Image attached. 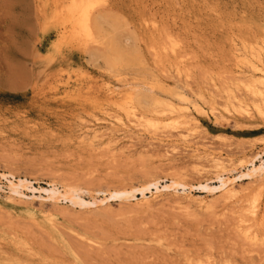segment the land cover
Segmentation results:
<instances>
[{"label": "rangeland", "instance_id": "obj_1", "mask_svg": "<svg viewBox=\"0 0 264 264\" xmlns=\"http://www.w3.org/2000/svg\"><path fill=\"white\" fill-rule=\"evenodd\" d=\"M41 1L0 0V263L264 264V0H90L101 43Z\"/></svg>", "mask_w": 264, "mask_h": 264}, {"label": "bare ground", "instance_id": "obj_2", "mask_svg": "<svg viewBox=\"0 0 264 264\" xmlns=\"http://www.w3.org/2000/svg\"><path fill=\"white\" fill-rule=\"evenodd\" d=\"M39 1V0H38ZM41 1V0H40ZM58 2L60 1V0H57ZM62 1V0H61ZM71 1V0H70ZM87 1L88 0H86V2H85V0H73V3L71 4V6H72V9H73V11L70 9V8H68L67 10H65V11H67V13L69 14V12H68V10L70 11L71 10V12H73L75 15H77V17L78 18H76L75 20H77L78 19V21H77V23H78V25H77V23H76V21L74 22V23H76V24H73V25H76V26H78L80 29H81V31H83V33L86 35L85 37H87L88 38V40H91V41H93V42H96V43H101L102 41H105V39L106 38H108V36L106 37V36H104L103 37V35L100 33L101 32V26H102V21L101 20H99V19H102V18H104L102 15H100V16H98L99 17V21H97L96 19L94 20V18H96L97 17V15H96V17H94V18H92V16L90 15L91 13H88L87 11H88V5H90V0L88 1L89 2V4L87 3ZM96 1V0H95ZM41 2H43V1H41ZM54 2H56V1H54ZM65 2H67L66 0H65ZM72 2V1H71ZM63 3V2H62ZM84 3H87V5L85 4V6H84ZM60 4H61V2H60ZM92 4V3H91ZM97 4V3H96ZM70 5V4H69ZM58 6H59V3H58ZM57 6V7H58ZM68 6V5H67ZM87 6V7H86ZM43 7V5L41 6V8ZM57 7H54V8H56L57 9V12H59V13H62V10L64 9V6L62 7L63 9L60 11V10H58L59 8H57ZM69 7V6H68ZM86 7V8H85ZM90 8H91V6H90ZM92 10H93V8H92ZM91 10V11H92ZM40 11V10H39ZM41 11H44L43 10V8H42V10ZM96 13V12H95ZM42 14H43V12H42ZM57 15H58V13H56ZM64 14V12L62 13V15ZM97 14H99V13H97ZM100 14H103V13H100ZM44 15V14H43ZM57 15H55V16H57ZM104 15H106V14H104ZM45 16V15H44ZM65 16V15H64ZM73 16V14L72 15H70V17H72ZM95 16V15H94ZM73 20V19H72ZM110 20V19H109ZM108 20V21H109ZM101 24V25H100ZM115 23H113V25H112V27L111 28H114V27H116L115 25H114ZM106 26V25H105ZM109 27V28H110ZM101 29V30H100ZM107 29V31H108V27L107 28H105V30ZM117 29H119L118 27H117ZM100 30V31H99ZM114 30H116V28L114 29ZM75 31V30H74ZM77 32H78V30H77ZM106 32V31H105ZM112 32V31H111ZM110 32V33H111ZM99 33V34H98ZM107 33V32H106ZM119 33V32H118ZM105 34V33H104ZM108 34V33H107ZM114 33H112V35H113ZM81 35V34H80ZM106 35V34H105ZM109 36H111V35H109ZM114 37V36H113ZM117 39H118V37H117ZM108 41V40H107ZM118 41V40H117ZM105 43V42H104ZM91 44V43H90ZM108 44V43H107ZM95 45H98V44H95ZM101 46H105V45H101ZM111 46H112V44H111ZM117 46V45H116ZM120 46V45H119ZM108 47V46H107ZM107 47H105V48H107ZM96 49V48H95ZM94 49V50H95ZM109 49H111V50H113L111 47H109ZM109 49H107V50H109ZM123 48H118V50H121L122 51V53H123V50H122ZM98 50V49H97ZM117 51V50H116ZM125 51V50H124ZM114 52V51H113ZM118 52H120V51H118ZM112 53V51L109 53V54H111ZM97 54V53H96ZM99 54V53H98ZM97 54V55H98ZM102 54V53H101ZM104 54V53H103ZM102 54V55H103ZM105 54H107V53H105ZM105 54H104V56H105ZM113 54V53H112ZM112 54H111V56H112ZM125 54V53H124ZM123 54V55H124ZM114 55V54H113ZM99 56V55H98ZM98 56H96V57H98ZM126 56H128V55H126ZM100 57H102L101 55L98 57V58H100ZM120 57V56H119ZM134 57V56H133ZM263 57V55L261 54H259L258 55V58L257 59H259V61L260 62H262V61H264V57ZM113 58H115V55H114V57ZM131 58V57H130ZM106 60V59H105ZM116 60V59H115ZM118 61H119V59H117ZM107 61V60H106ZM110 60H108V62H109ZM112 62L111 63H113L114 61L113 60H111ZM125 61V60H124ZM250 62V61H249ZM115 63H117V62H115ZM123 63V62H122ZM126 63H127V61H126ZM113 65V64H112ZM117 65V64H116ZM116 65L114 66V67H116ZM120 65H122V64H120ZM118 66V65H117ZM123 66H124V64H123ZM122 66V67H123ZM251 66H253V69L252 70H255V73H254V71H252L253 73H254V75H252L253 77V79L254 80H256L257 78H258V80L260 79V80H262L263 78H264V75L263 76H260V70H261V68H260V64L258 63V62H252V65ZM121 67V66H120ZM125 67H127V66H125ZM134 67V66H133ZM136 67V66H135ZM137 70V69H136ZM121 71V70H120ZM137 72V71H136ZM138 74V73H137ZM136 74V75H137ZM142 74H144V73H142ZM142 74H140V75H142ZM262 74H263V71H262ZM121 73H120V77H121ZM139 75V74H138ZM117 77H118V75H117ZM251 78V77H250ZM143 79V78H142ZM141 79V80H142ZM147 79V78H146ZM118 81H120V80H118ZM146 81H148V80H146ZM252 81V80H251ZM256 82V81H255ZM110 83V82H109ZM249 83H251V82H249ZM256 83H258V82H256ZM255 83V85H257ZM254 84V83H253ZM260 84H261V81H260ZM259 84V85H260ZM124 85V84H123ZM126 85V84H125ZM155 85V84H154ZM263 85V84H262ZM118 87V86H117ZM125 87V86H124ZM127 87V86H126ZM148 84H146L145 82H143V81H138V82H132V83H130L129 85H128V88H129V90L131 89V96H130V98H129V103H130V108L131 109H133V110H131L130 108H129V105L127 106L130 110H131V112L133 111V113H135V115L136 114H138V110H137V113L136 112H134L135 110H136V104H138V105H140V106H142L143 107V105H147V103H148V100H147V102H146V100H144V98H146L147 96H148ZM152 87V86H151ZM155 87V86H154ZM263 87V86H262ZM127 88V89H128ZM156 88V87H155ZM110 90V89H109ZM250 90H252L253 91V93H255L256 95H257V97H261V98H263L264 99V87L263 88H261V87H255V86H253V85H251L250 86ZM150 91V90H149ZM152 91V90H151ZM150 91V92H151ZM125 92V91H124ZM149 92V93H150ZM121 93V92H120ZM170 93V92H169ZM151 94V93H150ZM175 96V95H174ZM149 97V96H148ZM155 98V97H154ZM123 99V98H122ZM146 99H148V98H146ZM150 99V98H149ZM262 99V100H263ZM120 100V99H119ZM167 100V99H166ZM181 100V99H180ZM182 100H183V98H182ZM121 101V100H120ZM153 101V100H152ZM154 101H155V99H154ZM172 101V100H171ZM124 102V99H123V101L121 102V105L122 104H124L123 103ZM125 102H128V101H126L125 100ZM136 102V103H135ZM179 102V101H178ZM181 102V101H180ZM173 103V102H172ZM125 105V104H124ZM124 105L121 107V108H123L124 107ZM162 104H159V103H155V104H152V106L154 107V109H156V107H160ZM173 105H175V104H173ZM173 105H169V104H163L162 105V107L164 108V107H166L165 109L167 110H172L173 108H174V106ZM184 105V104H183ZM148 107L150 106V105H147ZM151 106V107H152ZM127 107L125 108V109H127ZM179 107H182V106H179ZM186 107V106H185ZM188 107V106H187ZM143 108H147V107H143ZM151 110H152V108H150ZM161 109V108H160ZM128 110V109H127ZM166 110H164V111H166ZM141 111V110H140ZM143 111V110H142ZM147 111H149V110H147ZM156 112L155 113H162V112H164V111H159V110H155ZM173 111V110H172ZM260 111V110H259ZM130 112V113H131ZM152 113H154L153 112V110L151 111ZM167 112V111H166ZM171 112V111H170ZM174 112V111H173ZM148 113V112H147ZM149 113H150V111H149ZM176 113V112H175ZM180 113V112H179ZM142 115V114H141ZM145 115V114H144ZM137 116V115H136ZM179 116V115H178ZM182 116V115H181ZM181 118V117H180ZM185 118V117H184ZM183 118V119H184ZM186 120V119H185ZM199 149V148H198ZM217 159V160H216ZM214 160V159H213ZM215 160L216 161H218L219 162V160H218V158H215ZM215 161V162H216ZM222 164H217V166H221ZM223 167V166H222ZM255 169V168H254ZM264 172V171H263ZM252 173V172H251ZM261 175V174H260ZM243 176V175H242ZM240 178V177H239ZM228 182H227V185H228V188H227V193H233V192H236L235 191V187H234V182H235V180L233 179H229L228 178ZM29 183H28V181H26V180H20L19 181V183L17 184V186H24V187H27V188H29V185H28ZM183 185V183L182 182H178V181H174L171 185H167V186H163L164 188L163 189H158L157 190V193H162V192H164L165 190H167V189H169L171 186H173V187H177V186H182ZM200 188H203L204 189V187L202 186V187H200ZM49 195H50V197H54V196H56L59 192H58V189L56 190L55 188H53L52 190H45ZM237 192H239V190L237 191ZM154 194H155V192H154ZM61 195V194H60ZM143 195L145 196V193H143ZM122 196V193L120 194V193H118V194H116L114 197L116 198V197H121ZM155 196V195H154ZM57 197V196H56ZM62 197H63V195H62ZM157 197V196H156ZM156 197H154V198H156ZM159 197V196H158ZM195 197V196H194ZM55 198V197H54ZM148 198V197H147ZM152 198V197H151ZM69 199H71V198H69ZM144 199H146V198H144ZM78 201H80L79 199H77ZM71 201H75L74 199H71ZM78 201H77V203H78ZM203 201V200H202ZM80 203H82V202H80ZM79 203V204H80ZM87 205H97V202L95 201V202H92V203H86ZM85 204V205H86ZM81 205H83V204H81ZM86 205V206H87ZM255 212V211H254ZM253 212V213H254ZM252 214V213H251ZM242 221V220H241ZM1 264V263H0Z\"/></svg>", "mask_w": 264, "mask_h": 264}]
</instances>
